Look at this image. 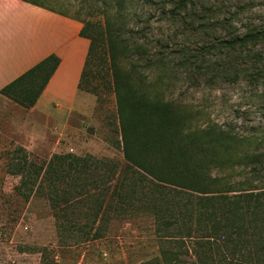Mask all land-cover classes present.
Instances as JSON below:
<instances>
[{
    "label": "trees",
    "instance_id": "obj_1",
    "mask_svg": "<svg viewBox=\"0 0 264 264\" xmlns=\"http://www.w3.org/2000/svg\"><path fill=\"white\" fill-rule=\"evenodd\" d=\"M23 1L83 24L80 35L90 43L78 88L95 95L99 104L102 91L112 92L115 98L118 143L126 165L124 170H118L114 185L109 179L115 169L108 176V200L97 204L94 220L134 205L136 198L130 190L136 180L133 184L129 180L136 176L141 186L148 184L157 192L154 200L147 198L155 206L149 214L158 223V230L170 231L166 240L174 249L167 246L162 252L171 253L176 264L175 249L188 247L186 239L190 247L199 249L205 241L219 245L234 233H245L248 228L244 225L251 222L235 218L242 214L244 206L246 216L261 215L256 226L260 247L264 249L262 138L239 133L218 122L200 120V110L176 98H166L159 82L161 77L158 78L162 72L175 70L189 81L207 85L235 84L240 80L249 86L264 85V0H159L163 17L179 24L180 34L190 43L178 42L174 33L158 40V56L148 54L146 44L135 40L141 30L126 25L133 0H85L87 8L102 14V25L86 19L91 12L82 17V8L71 13L68 2L52 5L50 0ZM168 50L173 56L167 55ZM57 64L56 55H49L27 76L35 81L39 75L43 85ZM152 72L157 80L149 78L148 73ZM9 97L31 106V102ZM35 97L31 96V100ZM91 161L89 155L54 154L42 180L52 185L58 168L66 169L68 176L85 169ZM41 186L40 183L38 187ZM81 189H77L79 193ZM86 197L69 204L79 207ZM79 225L74 227L80 228Z\"/></svg>",
    "mask_w": 264,
    "mask_h": 264
},
{
    "label": "rangeland",
    "instance_id": "obj_2",
    "mask_svg": "<svg viewBox=\"0 0 264 264\" xmlns=\"http://www.w3.org/2000/svg\"><path fill=\"white\" fill-rule=\"evenodd\" d=\"M133 1L127 10L126 25L141 30L135 40L146 44L148 54L158 56V40L174 33L178 42L189 45L190 39L180 34L179 24L163 17L159 0ZM49 2H68L71 13L82 8V17L91 12L86 19L102 25V14L87 8L85 0ZM166 53L173 56L169 50ZM173 72L158 75L166 98H176L200 110L202 121L218 122L239 133L262 138L260 148L264 149V85L249 86L243 80L207 85L189 81L182 72ZM148 74L157 80L155 72ZM104 75L109 77L105 71ZM79 96L82 99L77 98L75 103L79 106L81 102L79 108L66 120L54 122L30 112L29 107L0 97V264H176L171 253L162 252L167 246L174 249L166 240L170 231L158 230V223L149 214L155 206L147 198L154 200L157 192L148 184L141 186L136 176L129 180L130 184L136 180L130 190L136 198L134 205L94 220L97 204L108 200V176L115 169L109 179L114 185L118 170L125 169L126 161L118 143L120 133L112 92L102 91L100 104L93 94L80 91ZM54 154L89 155L92 161L68 176L66 169L58 168L51 185L42 179ZM84 195L88 197L82 199L81 206L69 204ZM60 205L65 207L59 208ZM245 210L244 206L242 214L235 217L243 223L251 222L244 225L248 228L245 233H234L219 245L205 241L199 249L190 247L186 239L188 247L175 249L177 264H264L256 226L261 215L246 216ZM77 223L80 228L74 227Z\"/></svg>",
    "mask_w": 264,
    "mask_h": 264
},
{
    "label": "crops",
    "instance_id": "obj_3",
    "mask_svg": "<svg viewBox=\"0 0 264 264\" xmlns=\"http://www.w3.org/2000/svg\"><path fill=\"white\" fill-rule=\"evenodd\" d=\"M82 26L23 0H0V97L31 102L30 112L53 122L66 120L81 105L75 103L90 43L80 35ZM52 54L58 64L47 81L40 84L39 75L29 79L27 73Z\"/></svg>",
    "mask_w": 264,
    "mask_h": 264
}]
</instances>
